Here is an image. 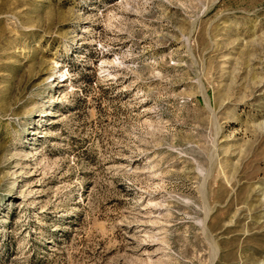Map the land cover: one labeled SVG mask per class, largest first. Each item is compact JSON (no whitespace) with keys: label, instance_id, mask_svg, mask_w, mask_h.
<instances>
[{"label":"rangeland","instance_id":"374dc122","mask_svg":"<svg viewBox=\"0 0 264 264\" xmlns=\"http://www.w3.org/2000/svg\"><path fill=\"white\" fill-rule=\"evenodd\" d=\"M264 0H0V264H264Z\"/></svg>","mask_w":264,"mask_h":264},{"label":"bare ground","instance_id":"6f19581e","mask_svg":"<svg viewBox=\"0 0 264 264\" xmlns=\"http://www.w3.org/2000/svg\"><path fill=\"white\" fill-rule=\"evenodd\" d=\"M264 200V199H263Z\"/></svg>","mask_w":264,"mask_h":264}]
</instances>
